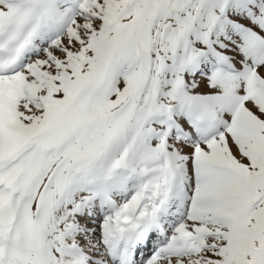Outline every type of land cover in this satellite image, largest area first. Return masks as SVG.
I'll return each mask as SVG.
<instances>
[{"label":"snow or ice","instance_id":"snow-or-ice-1","mask_svg":"<svg viewBox=\"0 0 264 264\" xmlns=\"http://www.w3.org/2000/svg\"><path fill=\"white\" fill-rule=\"evenodd\" d=\"M0 264H264V0H0Z\"/></svg>","mask_w":264,"mask_h":264}]
</instances>
